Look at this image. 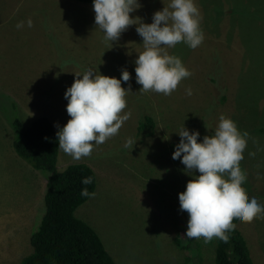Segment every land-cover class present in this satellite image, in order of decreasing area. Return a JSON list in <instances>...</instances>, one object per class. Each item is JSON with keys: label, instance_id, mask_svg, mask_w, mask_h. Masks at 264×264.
Here are the masks:
<instances>
[{"label": "rangeland", "instance_id": "1", "mask_svg": "<svg viewBox=\"0 0 264 264\" xmlns=\"http://www.w3.org/2000/svg\"><path fill=\"white\" fill-rule=\"evenodd\" d=\"M138 3L130 17L150 24L170 0ZM194 3L204 38L195 49L183 43L166 49L191 75L165 96L141 91L135 81L134 61L143 51L136 24L111 42L96 27L91 4L0 0V264H21L32 253L31 236L46 211V175L15 152L12 121L28 125L46 116L58 131L70 119L64 92L87 70L118 79L122 70L130 73L121 87L130 85L123 112L131 115L88 157L74 160L60 149L58 170L77 162L95 170L98 187L76 214L98 232L117 264H214V240L193 239L195 251L181 246L188 240V214L178 194L192 177L172 152L183 125L200 133L199 142L213 134L220 115L230 118L249 137L238 166L249 198L264 205V0ZM20 21L25 26L18 30ZM146 115L156 122L152 134L139 127ZM129 138L134 143L125 147ZM237 227L254 264H264V213Z\"/></svg>", "mask_w": 264, "mask_h": 264}, {"label": "clouds", "instance_id": "2", "mask_svg": "<svg viewBox=\"0 0 264 264\" xmlns=\"http://www.w3.org/2000/svg\"><path fill=\"white\" fill-rule=\"evenodd\" d=\"M138 0H92L94 23L109 41H117L130 25L136 24V32L142 38L143 51L134 61L135 81L141 91L162 93L167 96L176 90L178 83L191 75L179 57L166 51L183 43L191 49L203 41L200 28V12L194 0H170L167 7L152 15V22L138 24L130 13L139 8ZM27 27H32L28 18ZM24 21L16 24L22 29ZM130 80V73L122 70L119 79L87 70L75 74L70 87L64 92L66 112L70 119L58 127V147L74 160L91 155L94 145L103 144L115 136L130 117L125 95L130 91L121 87ZM188 95L191 89L186 90ZM179 143L174 146L172 159H180L185 174L191 176L185 190L178 194L181 211L188 214L184 237L206 242L213 240L227 245L234 231L232 222L251 223L264 213V205L256 198H247L241 190L246 176L239 165L249 137L239 134L236 124L224 115L219 116L212 135H205L198 142L200 133L184 127L177 133ZM134 141L128 139L125 147ZM252 155L248 159H253ZM199 173V175H195ZM83 185L92 183V177H83ZM82 196H89L82 188Z\"/></svg>", "mask_w": 264, "mask_h": 264}, {"label": "trees", "instance_id": "3", "mask_svg": "<svg viewBox=\"0 0 264 264\" xmlns=\"http://www.w3.org/2000/svg\"><path fill=\"white\" fill-rule=\"evenodd\" d=\"M77 1L92 5V0ZM155 126V120L148 115L142 117L139 125L149 134L153 133ZM12 127L16 132L13 140L15 152L30 161L35 169L43 171L47 178L46 211L39 229L31 236L33 251L21 264H117L98 232L76 214L98 187L95 170L85 162L73 163L62 171L58 170L60 149L57 131L48 117L40 116L28 125L16 118ZM260 132L264 133V127L260 128ZM88 176L92 177V183L83 185L81 179ZM82 188H87L90 195L82 196ZM241 190L249 198L245 184ZM237 224V221L232 222L234 231L227 234V245L214 240V264H254L247 241ZM178 244L181 245L180 241ZM181 246L195 251L199 244L188 239Z\"/></svg>", "mask_w": 264, "mask_h": 264}]
</instances>
